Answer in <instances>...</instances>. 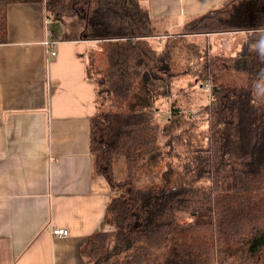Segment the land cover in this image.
Returning a JSON list of instances; mask_svg holds the SVG:
<instances>
[{"label": "trees", "instance_id": "trees-1", "mask_svg": "<svg viewBox=\"0 0 264 264\" xmlns=\"http://www.w3.org/2000/svg\"><path fill=\"white\" fill-rule=\"evenodd\" d=\"M19 1L0 0V44L7 7ZM142 1L46 3L56 21L75 20L74 40L105 44L88 56L99 106L90 150L93 172L111 186L106 223L114 230L88 236L82 257L88 264H264V99L255 94L264 88L256 78L264 60L252 48L264 36V0H228L185 26L180 37L238 32L247 41L235 57L202 53L197 83L210 86L209 103L191 118L173 108L163 124L159 100L187 72L174 71L176 50L169 40L160 44ZM194 116L208 123L198 140L188 126ZM119 157L124 180L115 177Z\"/></svg>", "mask_w": 264, "mask_h": 264}, {"label": "crops", "instance_id": "crops-1", "mask_svg": "<svg viewBox=\"0 0 264 264\" xmlns=\"http://www.w3.org/2000/svg\"><path fill=\"white\" fill-rule=\"evenodd\" d=\"M148 1L143 10L153 20L205 14L228 0ZM62 23L44 0L7 7L8 36L0 44V264H88L84 240L114 230L106 223L111 186L93 172L90 150L99 106L88 56L105 44L74 40ZM50 34L55 56L45 46ZM213 35L222 34L184 38L200 46L199 38ZM227 36L246 37L242 46L247 40L245 33ZM56 228L70 235L57 238Z\"/></svg>", "mask_w": 264, "mask_h": 264}, {"label": "rangeland", "instance_id": "rangeland-1", "mask_svg": "<svg viewBox=\"0 0 264 264\" xmlns=\"http://www.w3.org/2000/svg\"><path fill=\"white\" fill-rule=\"evenodd\" d=\"M150 2L151 1L148 0L142 1L140 4L142 9L146 8ZM216 8L218 7L213 6L210 7L209 10H214ZM203 14L204 13L186 14L185 12H180L178 14H170L164 18H153L152 20V30L155 34L160 35L159 41L162 42V45L169 40L171 43L170 45L174 46L176 50L173 57V62H175L173 64L175 66L174 71L178 73L182 71L187 72L174 79L171 96L167 99L162 98L159 100L161 107V111L158 113L157 117V122L159 123L163 124V122L167 120V116H169V112L173 108L182 110L186 118H191L194 113L200 111L209 103L210 90L204 88L201 83H197L199 79H202L200 71L204 69V67L199 64L202 53L203 55L208 54L206 50L209 49V54H224L235 57L236 51L241 48L246 39V37L243 36L237 38L227 36V33H223L222 35H213L210 39L199 38L198 41L201 42L199 46L198 44L188 41L184 36L180 37L185 26L193 20L198 19ZM49 15L52 18L54 17L50 12ZM61 22H63V28L66 30L68 37H74L79 30V26H77L78 28L75 27V20L65 18ZM165 34L167 35L165 36ZM238 44L239 47L237 49L236 46ZM193 119H195L194 122L188 124V126H191L193 140L205 137L208 130L206 117L194 116ZM115 177L117 180H124L126 178L125 161L122 157L117 158L115 161Z\"/></svg>", "mask_w": 264, "mask_h": 264}, {"label": "clouds", "instance_id": "clouds-1", "mask_svg": "<svg viewBox=\"0 0 264 264\" xmlns=\"http://www.w3.org/2000/svg\"><path fill=\"white\" fill-rule=\"evenodd\" d=\"M252 48L261 60H264V36H262L256 43L252 44ZM256 78L259 81L264 82V68L260 69L256 74ZM255 94L258 98L264 99V88H257Z\"/></svg>", "mask_w": 264, "mask_h": 264}, {"label": "built area", "instance_id": "built-area-1", "mask_svg": "<svg viewBox=\"0 0 264 264\" xmlns=\"http://www.w3.org/2000/svg\"><path fill=\"white\" fill-rule=\"evenodd\" d=\"M44 2L46 4L47 0H44ZM261 31L264 35V30H261ZM51 36H52V34H50L48 36V39L45 41V46H46L47 54L55 56L56 52L51 49L52 48L51 46L56 42L51 40V38H50ZM206 88L210 90L209 85H207ZM53 235L57 238H65V237L68 238V236L70 235V232H69L68 228L67 229L66 228H56V229H53Z\"/></svg>", "mask_w": 264, "mask_h": 264}]
</instances>
